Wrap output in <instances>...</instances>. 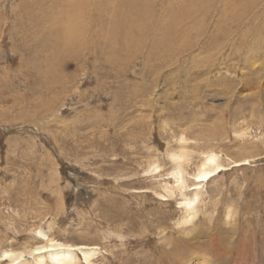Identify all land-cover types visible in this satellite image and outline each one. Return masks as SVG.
<instances>
[{
    "label": "rangeland",
    "instance_id": "obj_1",
    "mask_svg": "<svg viewBox=\"0 0 264 264\" xmlns=\"http://www.w3.org/2000/svg\"><path fill=\"white\" fill-rule=\"evenodd\" d=\"M29 1L0 0L1 246L35 245L42 228L96 249L92 264H264V31L254 10L241 22L223 19L234 0H150L148 17H127L144 37L123 53L89 43L117 20L114 6L103 15L93 5L78 17L80 48L44 74L51 49L36 43L53 20ZM172 17L183 35L169 52L160 28ZM181 147L190 176L205 152L226 168L187 226L180 197H158Z\"/></svg>",
    "mask_w": 264,
    "mask_h": 264
},
{
    "label": "bare ground",
    "instance_id": "obj_2",
    "mask_svg": "<svg viewBox=\"0 0 264 264\" xmlns=\"http://www.w3.org/2000/svg\"><path fill=\"white\" fill-rule=\"evenodd\" d=\"M31 1L32 3H30L29 5L32 6L35 3L37 8L36 10L40 12V15L42 17L46 15L45 19L48 18L49 21L53 20V22H51V24L48 27L44 28L45 30L40 29L42 30L41 34L43 33L42 35H40L42 36L41 39L39 38L40 40L38 42L37 39L35 40L39 48H42L43 50L51 49L50 57L44 60L46 61L45 64L46 71H44V74L49 73V69L52 68L51 67V64H53L51 62L52 58L57 57L58 55L62 57L63 55L62 59L65 60V58L66 59L68 58V56L65 54H67L68 52H72L74 50L76 51V49L78 50L80 48L81 42H79V40L83 38L84 34H82V32L85 29V27H87V25L80 23L78 21L79 20L78 17L84 18L86 15H88L90 12L89 7L94 5V8L97 11H99L101 8H105L103 11V15H105V10L107 9V7L110 5L114 6L115 8L113 10V13L114 15H116V19H117L114 20L113 23L111 22V25H109V27L107 26L104 29V31L102 30L103 28L101 29L99 28L98 30L101 33H98L96 35L94 34V37L93 36L91 37L89 43L91 42V44L93 45V43L104 41L107 45L111 44L114 45V47L119 46V51H122L123 53L124 51H127L129 49L130 46L129 38H131L133 34L134 37L136 36L138 39L140 38L143 39L144 37V34L141 30L139 36L135 34L136 32H139L138 28L139 29L141 28L140 26L138 28L136 27L135 21L133 22L132 20L127 21L128 20L127 17H132L135 19L136 17L146 18L148 17V13L150 12L147 6L148 1L150 0H46V1L31 0ZM44 2L49 3L46 10H42L43 5L45 4ZM197 4L198 3L195 1L193 6L191 7L192 10H190V12L189 10H186V13H184L183 16H185V18L187 16L191 17L193 12H198L200 7H197ZM260 4H263L264 6V0H234L231 8H229L230 11L229 15L227 16L226 14H224L223 19L224 18L226 19L227 17L230 16L232 18H237L239 20L241 19L242 22V18L244 17V15L247 14V12L254 10L255 21L253 20V22L255 23L258 22V25L256 27V33L259 36V32L264 31V10L259 11V9H257V6ZM190 5L192 4H189L188 6ZM57 6L60 7V9L59 11H57L56 18H52L51 12L55 11L53 7H57ZM62 6H64V8H62ZM29 15L30 14L26 12L23 13L22 16L24 20L25 18L29 20ZM173 17L172 19L170 18L169 20H167L168 21L167 25L160 28L162 29L161 37H163L161 39V43L164 44L165 49L169 52H172L173 46L178 42L177 40L183 35L182 34L183 32L178 33L177 31L178 25L177 23L173 22ZM116 21L118 22L117 24ZM183 21H185V19ZM37 24L39 27V23ZM157 32H160V30H157ZM260 42H262V40ZM115 51H116V47H115ZM116 53L117 52H114L110 58H112L113 55H115ZM120 57L121 55L119 56V58ZM184 148L180 149L181 152L177 154L176 152L170 154L169 157L171 162L174 164V168L172 169V171L170 170L171 173L169 174V177L173 180V183L172 185H169L168 184L169 182L164 183L162 190L165 195L158 196L163 199L164 197L171 199L177 194L180 197V201L178 205L182 209V214H183V216L181 217V222L179 223L181 226L191 225L194 222V220L197 218L198 215V211L196 207L197 204L200 202L201 197L203 196L204 188L210 182H212L216 177H218L221 173L226 171V168L225 166L222 165L219 156L213 153V151L211 150L212 152L204 153V155L202 156V160L200 159L201 163L200 166L197 168L196 172L191 176L188 175L187 172H185V168H184V165L187 160L185 153L186 148L185 149ZM243 164H248V163L246 162V160H243L241 161V163H236L234 167H240ZM158 168L159 167L157 165L153 166L151 172L157 174L160 170ZM157 176L159 175L157 174ZM189 181H191V185H189L190 183ZM229 214L230 212L228 211L226 217H228ZM48 228L50 227L48 226ZM162 232L163 230H161L160 233ZM31 233H32V241L33 240L35 241V245H30V246L24 245L20 250H13L11 248V245L10 248L6 249L2 247L0 243V264H81V261L84 264H92L91 259L96 254V249L94 248L89 249L85 246H71V245L63 244L61 242L56 241L52 236L48 235L47 232H45L42 228H36ZM217 244L218 243H216V245ZM203 264H206V262Z\"/></svg>",
    "mask_w": 264,
    "mask_h": 264
}]
</instances>
